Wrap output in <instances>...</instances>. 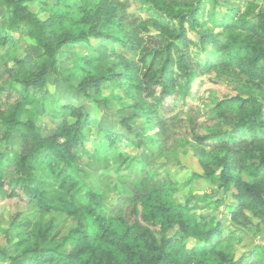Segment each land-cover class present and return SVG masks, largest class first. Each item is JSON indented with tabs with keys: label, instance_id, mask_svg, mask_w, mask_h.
<instances>
[{
	"label": "trees",
	"instance_id": "trees-1",
	"mask_svg": "<svg viewBox=\"0 0 264 264\" xmlns=\"http://www.w3.org/2000/svg\"><path fill=\"white\" fill-rule=\"evenodd\" d=\"M54 1L0 0V196L25 202L13 216L17 242L5 264H264V244L238 258L236 237L222 221L198 216L177 198L176 181L140 156H124L119 144L133 143L126 134L107 127L92 137L94 119L84 104L57 93L38 96L48 76L61 72L64 47L85 46L67 52L76 57L67 72L71 84L97 104L117 99L133 109L122 120L130 132V121L143 117L160 156L172 140L170 126L181 127L177 102L201 71L238 70L258 94H212L214 115L227 128L192 140L206 176L217 163L219 187L234 189L231 221L261 233L264 7L226 0L229 8L219 15L205 0H142L149 17L129 18L120 0ZM34 3L39 12L30 9ZM15 32L39 48L32 63L18 55ZM47 116L53 126L44 133ZM89 161L117 170L129 163L134 178L124 175L116 190L87 186L80 166Z\"/></svg>",
	"mask_w": 264,
	"mask_h": 264
},
{
	"label": "rangeland",
	"instance_id": "rangeland-1",
	"mask_svg": "<svg viewBox=\"0 0 264 264\" xmlns=\"http://www.w3.org/2000/svg\"><path fill=\"white\" fill-rule=\"evenodd\" d=\"M120 1L124 4L129 18L132 15L138 18L149 17L150 14L146 11L142 0ZM195 1L181 0L186 6ZM248 1L252 2L256 9L264 7V0H245V4H241V0L239 3L244 8ZM46 2L51 6H55L54 0H46ZM205 2L207 9L216 8L219 15L229 8V3L226 0H221V3H215L213 0H205ZM30 9L34 12L40 10L39 5L36 3L30 4ZM41 16L46 18L47 14L42 13ZM14 35L19 42L18 55L32 63L40 52L39 48L28 39L24 32H15ZM85 49V46L64 47L66 51L61 55L59 66L61 72L51 73L48 76L47 85L39 91L38 96L49 97L57 93L58 98L63 101H69L76 105L84 104L86 110L94 119L92 128L88 129V134H93L92 137L100 135L101 129L107 127L126 134L133 143L123 141V144H119L120 151L123 152L124 156H140L146 163L151 164L154 169L159 170L163 177H169L176 181L179 187L177 198L184 204L188 203L198 216H203L214 224L222 221L225 225V232H232L236 237L238 258L256 246L264 244V229L261 233L249 232L231 221L230 213L235 204L234 189L229 188L226 191L224 188L219 187L218 178L220 177L221 167L217 163L212 164L215 174L210 177L206 176L205 168L195 154L194 141L192 140L196 134H207L218 127L227 128V125H220L214 115L213 108L215 105L212 102V94L217 100L234 96L248 98L251 95L258 94L254 83L238 70L229 73L218 71L206 73L201 71L185 100L177 102L174 113L178 119H181V127L177 128L178 125L175 124L170 126L173 133L172 140L167 142L164 153L157 156L156 150L158 147L156 148L153 145L143 117L139 116L130 121L133 130L130 132L128 127L122 123V120L132 115L134 113L133 109L125 107L117 99H114L109 106L97 104L88 95L71 84L67 72L71 66L76 65V57L69 58L67 52H84ZM117 49L122 50L123 47L118 45ZM93 92L92 89H88L89 94H93ZM109 92L110 87H105L104 94L108 95ZM52 120L51 116H47L41 121L44 133H47L50 127L53 126ZM139 135L141 137H138ZM111 161L114 162L113 158H111ZM128 164H124L123 167L117 170L89 161V163L80 166L89 177L84 176L83 173L80 176L82 180L87 182V186L116 190V188H120L124 175L129 174L134 178V174L130 173ZM24 209L25 202L23 200L2 198L0 196V264L7 263L6 256L15 253L14 244L17 242V233L12 220L17 212ZM169 234L175 235L176 230H172ZM195 242V240L190 241V243Z\"/></svg>",
	"mask_w": 264,
	"mask_h": 264
}]
</instances>
